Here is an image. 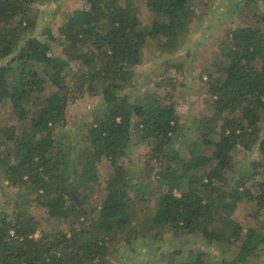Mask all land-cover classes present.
<instances>
[{"label":"trees","instance_id":"trees-1","mask_svg":"<svg viewBox=\"0 0 264 264\" xmlns=\"http://www.w3.org/2000/svg\"><path fill=\"white\" fill-rule=\"evenodd\" d=\"M39 1L0 0V113L11 108L19 124L8 119L1 130L0 180L8 183L3 191L16 189L17 197L8 201L12 213L0 207V264H105L110 247L136 245L141 219L133 225V217L138 206L150 205L154 211L143 227L153 238L161 231L175 239L200 233L208 244L235 248L231 261L219 259L223 264L258 259L264 223H249L245 231L235 213L244 203L252 217L264 216V0H256L259 14L244 0L250 15L226 30L221 49L228 63L206 82V73L200 75L212 112L199 119L194 139L177 104L155 93L137 100L125 87L152 42L191 59L186 47L195 0H145L157 15L149 27L134 0H86L55 39L66 59L33 33ZM47 84L56 88L49 96ZM86 93L100 97V107L78 147L77 137L64 130L67 106ZM36 108L39 115L30 125L26 120ZM134 133L141 137L136 145L149 148L145 177H134L123 161L134 150ZM241 151L255 153L248 169L237 166ZM102 160L112 167L103 185ZM153 176L161 188L146 198L150 186L142 184ZM31 207L46 210L48 219L73 215L79 227L70 237L43 230L37 237L41 220L29 214ZM187 254L183 259V250L174 251L175 263L167 264H214L205 251Z\"/></svg>","mask_w":264,"mask_h":264},{"label":"rangeland","instance_id":"rangeland-1","mask_svg":"<svg viewBox=\"0 0 264 264\" xmlns=\"http://www.w3.org/2000/svg\"><path fill=\"white\" fill-rule=\"evenodd\" d=\"M133 2L141 21L147 27L151 26L157 15L148 10L145 0H134ZM249 2L256 8L253 10L254 13L259 14L261 9L257 8L258 2L256 0H249ZM243 3L244 0H195L193 5L195 6L196 19L186 47V49L192 51L191 59H187L188 54L185 52L174 54L171 50H165L160 43L152 42L143 55L142 64L129 73L131 79L125 87L128 95L130 97L135 95L137 100H141L149 93H155L164 102L177 104L183 118L182 123L187 129H190V132L187 133L189 139L196 138L195 128L199 119L203 116H211L212 112L210 105L206 102L209 97L206 96L202 83L207 81L209 74L218 75L228 63L227 58L222 56V50L225 49V34L227 29L239 25V21L250 15ZM86 5V0H60L57 2L40 0L32 13L36 23L34 35L47 41L51 45L54 55L66 59L67 57L62 53V47L55 42V39L61 36L59 30L67 23L71 14L76 10L87 7ZM195 43H199V46ZM73 66V72H76L75 64ZM180 67L184 68L185 74L179 71ZM205 73L202 82L200 75ZM55 91V87L47 84L45 96L52 95ZM71 91L72 88H69L67 93L69 94ZM100 99L98 96L86 93L85 97H77L75 100L70 99L68 102L67 126L64 130L69 136L77 137L78 147L81 143L82 132L86 130V124L93 120L92 112L99 111ZM38 115L37 108L31 110L26 122L32 125ZM8 119L14 121L17 127L19 126L17 118H12L11 108L6 109L3 116L0 113V141L4 140L1 130L5 127V121ZM140 138L138 133H134L133 142L135 145L132 155L123 160L125 168L130 173L132 172L134 177H139L140 174L146 176V160L149 148L143 144L136 145ZM179 141L180 138L175 142ZM254 155L255 153L250 154L241 151L237 156V166H245L248 169L247 165L254 158ZM257 158L256 156L255 159ZM98 167L101 184L103 185L104 181L111 175L112 167L106 160H102ZM153 178L154 176L151 179H146L142 184L143 189L150 186V188L144 189L147 194L146 198H151L161 188L158 183L153 182ZM3 185L6 187L8 185L7 181L1 182L0 180V207L12 213L13 208H10L11 204L9 205L8 201H12L13 198L17 197L16 189H5V192L2 188ZM84 185H88V182H84ZM89 185L96 188L97 191L102 189L101 186H97L95 183ZM150 207L151 213H153L154 206L150 205ZM150 209L148 206L144 208L138 206V215L133 217V225L141 219L140 229H138L141 233L138 235L136 245L130 247L122 243L117 251L110 247L104 260L105 264H167L169 261L175 263L171 253L183 250V254H186L183 259H187L189 256L187 253L190 249H199L209 253L211 257H214V264H223L219 259L227 261L233 259L235 248H227L219 244H208V241L200 233L183 234L175 239L171 232L162 233L163 231H161L153 238V233L149 228L144 229L143 227L148 222L146 218ZM252 212L253 209L241 203L235 213L236 220L244 227L245 231L249 223L258 226L264 223L263 215L258 218L252 217ZM29 214L38 221L41 220L37 237L42 230L51 234L52 237L58 233H66L70 237L73 228L77 229L79 227L73 215L68 220L48 219L46 210L36 207H31ZM250 264H264V252L259 255L258 259L252 260Z\"/></svg>","mask_w":264,"mask_h":264}]
</instances>
